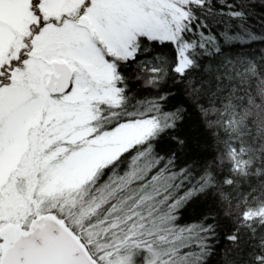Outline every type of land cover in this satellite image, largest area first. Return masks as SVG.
<instances>
[{
  "label": "snow or ice",
  "instance_id": "snow-or-ice-1",
  "mask_svg": "<svg viewBox=\"0 0 264 264\" xmlns=\"http://www.w3.org/2000/svg\"><path fill=\"white\" fill-rule=\"evenodd\" d=\"M253 82L264 0H0V264H264Z\"/></svg>",
  "mask_w": 264,
  "mask_h": 264
},
{
  "label": "trees",
  "instance_id": "trees-1",
  "mask_svg": "<svg viewBox=\"0 0 264 264\" xmlns=\"http://www.w3.org/2000/svg\"><path fill=\"white\" fill-rule=\"evenodd\" d=\"M253 88L254 90L251 93L253 105L252 114L244 122H241L239 117H237L238 125L236 123V127H234V125H230V117L217 116L216 123L211 128L207 130L201 129L202 136L209 141L208 152L219 156L218 161H214L218 170H227L229 163H234L233 156L229 151L231 146L229 141L239 148L241 146L240 142L243 140L246 150H248L249 146H258L264 143V87H257L255 82H253ZM249 119L257 121L258 130L247 122ZM224 120H229V123H223ZM249 134L251 135V145H249ZM243 158L245 159L246 165L249 160L248 158ZM245 165L244 168L239 170L243 171ZM233 179L234 181L240 179L239 172L236 170H233ZM251 195L257 198L264 197V182L257 183L255 185V191ZM227 247V243L221 238L217 245L216 253L218 264H226L224 260H219V250Z\"/></svg>",
  "mask_w": 264,
  "mask_h": 264
},
{
  "label": "rangeland",
  "instance_id": "rangeland-1",
  "mask_svg": "<svg viewBox=\"0 0 264 264\" xmlns=\"http://www.w3.org/2000/svg\"><path fill=\"white\" fill-rule=\"evenodd\" d=\"M236 123H237V125H238V122H237V118H236V122L235 123H230V125H234V127H236ZM235 141V140H234ZM231 147V146H230ZM243 159V163H241V160ZM233 161H234V163L236 164V165H238V167H239V169H241V168H244V165H245V159L241 156V155H239V154H237L235 157H233Z\"/></svg>",
  "mask_w": 264,
  "mask_h": 264
}]
</instances>
